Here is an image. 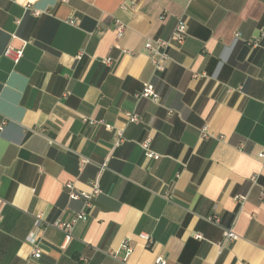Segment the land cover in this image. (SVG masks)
<instances>
[{
    "label": "crops",
    "instance_id": "0c3cea01",
    "mask_svg": "<svg viewBox=\"0 0 264 264\" xmlns=\"http://www.w3.org/2000/svg\"><path fill=\"white\" fill-rule=\"evenodd\" d=\"M147 39L169 41L164 71ZM146 82L158 101L136 97ZM0 125V264H264V0H0ZM94 178L101 193L63 247V232L35 230L37 214L85 209L65 183L90 192Z\"/></svg>",
    "mask_w": 264,
    "mask_h": 264
},
{
    "label": "built area",
    "instance_id": "2783aa9c",
    "mask_svg": "<svg viewBox=\"0 0 264 264\" xmlns=\"http://www.w3.org/2000/svg\"><path fill=\"white\" fill-rule=\"evenodd\" d=\"M61 1H66V0H61ZM27 7L29 8L30 6L27 5ZM120 7L124 8V9L135 10L136 4L133 1L123 2L120 5ZM39 13L40 12L38 10H32L33 15H38ZM66 21L70 24L76 25L75 18H68ZM125 27H126L125 23L121 22L120 20H116L115 32H116L117 37H120L123 34ZM186 27H187L186 22L182 19H179L175 24L172 38H175L176 41H178L180 43L183 42V40L186 37ZM169 45H170L169 41L163 40V39H156L154 41L147 39L145 41L144 48L149 52L151 62L157 71H164L165 70L166 61L169 58L168 52H167ZM4 54L13 58L14 61H18L19 58L22 56V49H14V48L8 47L5 49ZM80 57H81V53L78 54L77 58H80ZM103 62L106 64H111L112 60L110 58H106V59H103ZM68 93L69 92H64L63 95L66 96V95H68ZM136 97L138 99L151 98V99L156 100V101L159 100V94L156 91L154 85L150 82L144 83L143 89L141 90L140 93H138L136 95ZM126 115L129 119V121H131V122H137L139 120V117H138L137 113H135V112H127ZM83 120L88 121L87 118H83ZM89 123L92 124V123H95V121L89 120ZM0 128H1V125H0ZM201 136H203V137L207 136L206 127H203L201 129ZM120 140H121L120 132H118V141H120ZM141 146H142V148L144 150V154L147 158H155V159L159 158V154L154 152L151 148V138L150 137H147L143 142H141ZM261 156L264 160V148L261 152ZM81 162L86 163V162H88V160L86 158H82ZM104 166H105V163H102L100 165V171L104 168ZM256 179H257L256 174H253L250 177V180L252 182H255ZM90 186H91L90 192H77L73 189L71 182H69V181L66 182L65 187L68 190L69 198H71V199H83L85 209H81V210L77 211L74 214L73 218L70 220H63L60 218H56L54 220H45L40 214H37L36 219H35V230H39L42 227V225H45V226H51V227L56 228L57 230L63 232L64 242L61 245V247H63L71 237V229H72L74 222L79 218H81V219L86 218V216L88 215L87 210L91 209L93 207L92 199L94 197H96L99 193H101V189L99 187V182H98L97 178H94L93 180L90 181ZM244 198H245L244 196H236L235 197V199L237 201H242ZM3 203L4 202L0 198V206ZM207 219L211 223L219 224V218L217 215H212V216L208 217ZM223 233H224L223 234L224 235L223 242L232 241V240H235L237 238V234L232 230L231 227L224 228ZM140 236L142 238H144L146 241H148V244L151 243L152 240L150 239L148 234L141 233ZM195 236L197 238L201 237L200 234H195ZM27 241L30 242L31 244H33V249L31 251L32 257L33 258H39L42 254V249L38 245L37 234L35 232L30 233L27 237ZM218 246L219 247L222 246V242L218 243ZM119 248L124 250V255H123L124 259H126L127 256L132 251L131 243L128 239L122 240ZM105 253L109 254L112 257H117L118 250L107 249V250H105ZM79 259L81 261L87 260V258L84 256H80ZM151 264H167V259L163 256H156Z\"/></svg>",
    "mask_w": 264,
    "mask_h": 264
}]
</instances>
